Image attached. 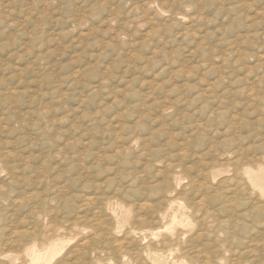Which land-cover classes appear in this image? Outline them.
I'll return each mask as SVG.
<instances>
[{"label": "rangeland", "instance_id": "rangeland-1", "mask_svg": "<svg viewBox=\"0 0 264 264\" xmlns=\"http://www.w3.org/2000/svg\"><path fill=\"white\" fill-rule=\"evenodd\" d=\"M233 159L264 175V0H0V264H25L31 241H14L37 227L39 249L61 243L52 264H118L167 236L127 234L138 198L168 197L234 198L193 218L199 244L224 239L223 221L244 241L213 262L263 264L264 190Z\"/></svg>", "mask_w": 264, "mask_h": 264}, {"label": "bare ground", "instance_id": "bare-ground-1", "mask_svg": "<svg viewBox=\"0 0 264 264\" xmlns=\"http://www.w3.org/2000/svg\"><path fill=\"white\" fill-rule=\"evenodd\" d=\"M115 142V141H114ZM122 145V144H121ZM119 147V146H118ZM116 148V147H115ZM141 148V147H140ZM128 149V148H127ZM246 149V148H245ZM209 150V149H208ZM208 150L205 152L206 154L207 153H209L208 152ZM131 151V150H130ZM236 151V150H235ZM61 152V151H60ZM232 151H230V153H231ZM248 152V151H247ZM127 153V152H126ZM226 153V152H225ZM229 153V154H230ZM60 154V153H59ZM58 154V155H59ZM114 154V153H113ZM206 154H204V155H206ZM222 155V154H221ZM239 155V154H238ZM11 156H13V155H11ZM37 156H39V155H37ZM36 156V157H37ZM101 156V155H100ZM202 156V155H201ZM223 156H225V155H223ZM239 156H241V155H239ZM238 156V157H239ZM59 157H60V159H63L64 157H65V155H59ZM128 157H130V156H128ZM3 158V157H2ZM97 159V158H96ZM106 159V158H105ZM260 160L262 159V158H259ZM107 160V159H106ZM136 160V159H135ZM225 160V159H224ZM230 160V159H229ZM128 161V160H127ZM218 161H220V160H218ZM232 161V160H231ZM239 161H241V160H239ZM251 161L252 160H246L243 164H238V159H236V160H234L233 159V164H227V165H230V166H232L233 165V171H234V173H235V176L237 175L236 173L237 172H241V169L242 168H244V171L242 172L244 175H246L247 177H248V179H249V181L251 182V184H252V187L254 188L253 190L255 191V189L256 188H258L259 190H261V191H263L264 190V175H263V173H256L255 172V166H252V164H251ZM44 162V161H43ZM228 162V161H227ZM256 162H257V160H256ZM219 163V162H218ZM223 163V161L221 162V164ZM258 163V162H257ZM260 163H263V162H260ZM59 164H61V166H60V168H59V170L55 167V169H51V167H49V166H47V167H45V168H43V173L45 174V178H46V173H48L49 174V172L51 171V174H52V171L53 172H56L57 173V175L58 176H60L61 178H63V176L64 175H62V174H64L63 173V170H61L62 169V163H59ZM210 164V163H209ZM221 164H219V166L221 165ZM264 164V163H263ZM4 165V164H3ZM150 165V164H149ZM208 165V164H207ZM211 165V164H210ZM212 166V169H215L216 167H217V165H211ZM226 166V165H225ZM255 167V168H254ZM27 168V167H26ZM31 168V167H30ZM90 168V167H89ZM42 168H40V170H41ZM84 169V171L85 172H87L88 170H87V168H83ZM170 169H172V168H170ZM207 170H210V168L209 169H207ZM260 170V169H259ZM28 170L26 169V172H27ZM58 171V172H57ZM204 171V170H203ZM71 174L74 172V170L73 169H71L70 171H69ZM207 172V171H206ZM209 172V171H208ZM208 172H207V176H208ZM35 173V172H34ZM121 173V172H120ZM27 174V173H26ZM206 174V173H205ZM42 175V174H41ZM171 175H173V174H171ZM203 175H204V173H203ZM52 176H54V175H52ZM209 176H210V174H209ZM234 176V175H233ZM41 177V176H40ZM42 177H43V175H42ZM42 177H41V179H42ZM49 177H51V176H49ZM232 177V176H231ZM45 178H43L44 180H45ZM53 178V177H52ZM38 179V178H37ZM55 179H57L58 180V177H55ZM54 179V183L53 184H55L56 183V180ZM85 179V178H84ZM138 179V178H137ZM228 180L230 179V178H227ZM234 179V178H233ZM236 180H237V178H235ZM234 179V180H235ZM39 180V179H38ZM37 180V181H38ZM43 180V181H44ZM48 180V179H47ZM226 179H224V181H225ZM232 180V179H231ZM230 180V181H231ZM245 180V179H244ZM13 181V180H12ZM37 181H35V183L37 182ZM43 181H41V183L39 182V185L40 184H42V182ZM65 181V180H64ZM211 181V180H210ZM227 181V180H226ZM229 181V182H230ZM46 182V181H45ZM68 182V181H67ZM223 182V181H222ZM228 182V181H227ZM237 182V181H236ZM244 182V181H243ZM246 182V181H245ZM204 183V182H203ZM202 183V184H203ZM209 183V182H208ZM247 183V182H246ZM249 183V182H248ZM247 183V184H248ZM44 184V183H43ZM57 184H58V181H57ZM57 184H55V185H57ZM234 184H236L237 185V183H234ZM241 184H242V182H241ZM244 184V183H243ZM247 184H244V186L246 185V189H247ZM46 185V184H45ZM48 185V184H47ZM223 185V184H222ZM221 185V186H222ZM51 186V185H50ZM49 186V187H50ZM2 187V186H1ZM32 187V186H31ZM48 187V188H49ZM232 187V186H231ZM234 187V186H233ZM55 188H57V187H55ZM174 188V187H173ZM203 188V187H202ZM224 188V187H223ZM236 188V187H235ZM242 188V187H241ZM249 188V187H248ZM7 189V188H6ZM45 189V188H44ZM52 189V188H51ZM60 189V190H59ZM59 189H58V193L57 194H61L62 193V195H64L65 194V188H63V187H59ZM175 189V188H174ZM232 189V188H231ZM234 189V188H233ZM249 189H251L252 190V188H249ZM47 190V189H46ZM48 190H50V188L48 189ZM53 190H55L54 188H53ZM153 190H155V189H153ZM159 190H161V189H156V193L159 191ZM167 190H168V188H167ZM206 190H208V189H206ZM205 190V191H206ZM221 190V189H220ZM223 190V189H222ZM224 190H226L225 188H224ZM242 190V189H241ZM248 190V189H247ZM44 191V190H43ZM164 191V190H163ZM169 191V190H168ZM173 191V190H172ZM176 191V190H175ZM246 191V190H245ZM249 191V190H248ZM253 191V192H254ZM49 192V191H48ZM160 192V191H159ZM170 192V191H169ZM203 192V191H202ZM46 193V192H45ZM50 193H52V191L50 190ZM161 194L159 195V196H161V197H163L164 195H163V193H162V190H161V192H160ZM231 193H233V192H231ZM255 193V192H254ZM49 194V193H48ZM59 194V195H60ZM169 194V193H168ZM205 194V193H204ZM210 194V193H209ZM244 195L246 194V193H243ZM166 195H167V193H166ZM202 195V194H201ZM235 195V194H234ZM247 195V194H246ZM251 195V194H250ZM48 196V195H47ZM50 196V195H49ZM52 196V195H51ZM50 196V197H51ZM56 197H57V195H56ZM59 197V196H58ZM167 197V196H166ZM228 197H229V195H228ZM233 197V196H232ZM234 197H236V196H234ZM47 198V197H46ZM55 198V197H54ZM59 198H61V196L59 197ZM195 198H199V197H195ZM194 198V199H195ZM205 198V197H204ZM246 198V197H245ZM254 199H255V197H253ZM258 198V197H257ZM5 199V198H4ZM9 199V198H8ZM41 199V198H40ZM63 199V198H62ZM61 199V200H62ZM139 200H138V209L139 210H142L143 211V213H144V211H145V215L144 216H136V214L133 216L132 215V221L134 222V220L136 221V224H133L131 227H130V233L128 232L127 234H133V235H138V236H145L144 238H147V236L149 235V236H152L154 239H158L163 233H166L167 234V236H165L162 240H160L159 242H158V244H159V247L157 246V248H152V247H150V246H148V247H146V248H148V249H146V250H144V252L142 253V254H139L138 252L136 253V254H134L133 252L132 253H130L129 251H126V252H123V253H118V251H117V253L115 252L116 251V249H115V261L113 260V262H115V263H118V264H120V263H122L123 261H125V260H129L131 263H137V264H183V263H187L186 261H188V259H187V257L188 256H190V257H193L194 259H196V260H193L194 262L195 261H197V260H199L202 264H215L213 261H220V260H223L224 258H225V253H227V252H233L234 251V253L236 252L235 250H236V248H234V247H238L237 245H239L238 243V240L240 239V238H238V240H236V239H234V237L232 236V233H230V231L228 230V228L227 229H223L222 227H221V223L223 222V221H220L221 223H219V225L217 224V222H216V220H214L215 222H216V224L218 225V227H216V228H218L219 230H218V232H220L221 230V233H224L225 234V238L224 239H222L221 241H218V244H216V245H211L210 246V242L208 243V244H206L205 242H203L204 244L202 245V244H199V240H201L200 238L201 237H203V238H206L207 236H210L208 233L206 234L205 232H203V231H205V227L204 228H196V229H194V227H195V224L194 223H198L199 224V222H201V221H199L200 220V218L198 219V218H196V219H198L197 221H195L196 219H193V218H195V217H197V215L198 214H200V213H202V217H205L207 214H208V212H209V214H210V211H212V210H210V208H205L204 209V211H203V209L201 210V206L199 205V203H193L192 201H191V199H190V202L188 203V204H183V203H180V202H178L177 201V199L175 200V199H173V198H138ZM187 199V198H186ZM194 199H192V200H194ZM202 199H203V197H202ZM207 199V198H206ZM214 199V198H213ZM233 199L234 198H225V200H223L222 201V203L221 204H219L218 206H219V208L218 209H216V211L214 210V211H212V213H214V215L216 214V213H221V212H223V214H226V213H228V214H231V213H229L230 212V210L232 209L233 210V208H231L232 206H230V204H235V202H233ZM244 199V198H243ZM259 199V198H258ZM257 199V200H258ZM43 200V198L41 199V201ZM44 200H46L45 198H44ZM48 200V199H47ZM58 200V199H57ZM60 200V201H61ZM181 200H183V199H181ZM197 200V199H196ZM204 200V199H203ZM202 200V201H203ZM219 200V199H218ZM245 200V199H244ZM4 201V200H3ZM184 201V200H183ZM187 201H189V199L187 200ZM208 201H209V199H208ZM210 201H212V199L210 200ZM214 201V200H213ZM212 201V202H213ZM239 201V200H238ZM241 201H242V199H241ZM16 202V201H15ZM18 202V201H17ZM196 202V201H195ZM200 202V201H199ZM219 202V201H218ZM243 202V201H242ZM254 202V201H253ZM43 203V202H42ZM41 203V204H42ZM88 203V202H87ZM201 203V202H200ZM206 203V202H205ZM240 202H238V205H240L239 204ZM247 203V202H246ZM249 203V202H248ZM247 203V204H248ZM257 203H258V201H257ZM256 203V204H257ZM50 205V204H49ZM212 205V204H211ZM245 205V204H244ZM249 205V204H248ZM247 205V206H248ZM32 206V205H31ZM209 206V205H208ZM206 204H205V207H208ZM217 206V205H216ZM241 206V205H240ZM212 207V206H211ZM244 207H246V206H244ZM249 207H250V205H249ZM264 207V206H263ZM231 208V209H230ZM237 208V207H236ZM243 209V207H240L239 209ZM136 208H134V210H135ZM238 209V210H239ZM241 209V210H242ZM250 209H252V208H250ZM256 209V208H255ZM31 210H32V208H31ZM33 210H34V207H33ZM37 210V209H36ZM35 210V211H36ZM39 210V209H38ZM235 210V209H234ZM234 210H233V212H234ZM260 210V209H259ZM261 210H262V208H261ZM42 211V210H41ZM46 211V210H45ZM141 211V212H142ZM208 211V212H207ZM249 211H251V210H249ZM6 212V211H5ZM33 212V211H32ZM39 212V211H38ZM139 212V211H138ZM264 212V211H263ZM35 213V212H34ZM136 213V212H135ZM244 213H245V211H244ZM249 213V212H248ZM251 213H253V211H251ZM33 214V213H32ZM40 214V213H39ZM206 214V215H205ZM238 215L240 214V213H237ZM243 214V213H242ZM48 215V214H47ZM213 215V214H212ZM211 215V216H212ZM227 215V214H226ZM232 215H236V214H232ZM263 216V215H262ZM201 217V218H202ZM216 217H218V215H216ZM221 217V216H220ZM230 217H231V215H230ZM233 217H235V216H233ZM0 218H2V217H0ZM112 218V217H111ZM212 218V217H211ZM238 218L239 219H241L239 216H238ZM260 218H262V217H260ZM115 219V218H114ZM214 219V218H213ZM213 219H212V221H213ZM218 219H219V217H218ZM217 219V220H218ZM225 219H227L228 220V218H225ZM235 219V218H234ZM239 219H237L238 221H239ZM243 219V218H242ZM219 220H222V219H219ZM131 221V222H132ZM204 221V220H203ZM225 221L226 220H224V224H225ZM237 221V223H236V221L234 222V223H236V224H239V222ZM205 222V221H204ZM215 222H212V223H215ZM228 221H226V223H227ZM241 222V221H240ZM228 223H230V222H228ZM243 222H241V224H242ZM205 224V223H204ZM208 224V223H207ZM207 224L205 225L206 226V228H207ZM215 224V225H216ZM223 224V223H222ZM51 225V224H50ZM214 225V224H213ZM229 225V224H228ZM233 225V224H232ZM46 226V225H45ZM199 226V225H198ZM197 226V227H198ZM200 226L201 227H203L204 225H203V222H201L200 223ZM229 226H231V225H229ZM235 226H237V225H235ZM4 227V226H3ZM239 227H240V225H239ZM58 228V227H57ZM60 228V227H59ZM59 228L56 230V231H58L59 230ZM83 228H85V227H83ZM103 228V227H102ZM233 228H235L234 226H233ZM248 228V227H247ZM40 229V228H39ZM56 228H54V230H55ZM105 228H103V230H104ZM129 229V228H128ZM127 229V230H128ZM37 230H38V227H37ZM36 230V231H37ZM53 230V231H54ZM193 230V231H192ZM224 230V231H223ZM231 230V229H230ZM234 230V229H233ZM247 230V229H246ZM36 231H34V232H21V236H20V239H18V240H13L14 241V243L16 244V246H18L19 248H23V246H22V243L24 242V241H28V240H30L31 241V243L28 245V244H25V243H27V242H24V245H27V247L24 249V254L23 255H21V257H23L24 258V261H25V264H52L53 263V261H54V259L56 258V256L57 255H59L60 254V252L62 251V246L60 245L61 243L60 242H58V240H54L53 242H51L49 245H47V246H45V247H43L42 249H39V247L36 245V243H35V239L36 238H39V235H41V234H37V232ZM56 231H54V232H56ZM192 231V232H191ZM232 231V230H231ZM236 231H237V229H236ZM1 232H2V230H1ZM38 232H42V231H39L38 230ZM71 232V231H70ZM99 231H97V233H98ZM234 232H235V230H234ZM73 233V232H72ZM100 233V232H99ZM104 233H105V231H104ZM109 233V232H108ZM112 233V232H111ZM210 233H213V232H210ZM236 233V232H235ZM246 233V232H245ZM2 234H4V233H2ZM55 234V233H54ZM106 234H107V232H106ZM126 234V233H125ZM213 234H215V233H213ZM1 235V234H0ZM18 235V234H17ZM101 235V234H100ZM109 235V234H108ZM147 235V236H146ZM212 235V234H211ZM218 235V234H217ZM245 235V234H244ZM14 236V235H13ZM102 236V235H101ZM127 236L128 235H126V239H127ZM216 236V235H215ZM251 236V235H250ZM57 237V236H56ZM73 237V236H72ZM131 237V236H130ZM130 237H128V238H130ZM213 237V236H212ZM217 237V236H216ZM219 237V236H218ZM237 237V236H236ZM235 237V238H236ZM239 237V236H238ZM261 237V236H260ZM15 237H13V239H14ZM19 238V237H18ZM76 238V237H75ZM202 238V239H203ZM246 238H247V236H246ZM245 238V239H246ZM10 239V238H9ZM16 239V238H15ZM82 239V238H81ZM137 239V238H136ZM208 239V238H207ZM220 239V238H219ZM232 240V243L230 242V241H228V242H230V243H228L227 242V240ZM256 239V238H255ZM262 239H263V237H262ZM261 239V240H262ZM8 240V239H7ZM50 240V239H49ZM65 240V239H64ZM134 240H135V238H134ZM217 240H218V238H217ZM243 240V239H242ZM39 241V240H38ZM43 241V240H42ZM69 241V240H68ZM131 241V240H130ZM138 241V240H137ZM152 241V240H151ZM204 241V240H203ZM211 241H212V239H211ZM244 241V240H243ZM242 241V242H243ZM253 241V240H252ZM256 241V240H255ZM263 241H264V239H263ZM215 242H216V240H215ZM226 242L228 243V245H223L224 243L226 244ZM241 242V239H240V243H242ZM7 243V242H6ZM11 243V242H10ZM39 243V242H38ZM44 243V242H43ZM121 243H122V241H121ZM121 243H119V245L121 244ZM149 243V242H148ZM147 243V244H148ZM214 243V242H213ZM212 243V244H213ZM222 243V244H221ZM8 244H9V242H8ZM7 244V245H8ZM41 244H42V242H41ZM132 244V243H131ZM150 244H151V242H150ZM158 244H156V245H158ZM246 244V243H245ZM245 244H242L243 246L245 245ZM251 243H249V245H250ZM263 245H264V243H262ZM10 245V244H9ZM39 245H40V243H39ZM117 245H118V243H117ZM130 245V244H129ZM201 245V246H200ZM254 245V244H253ZM12 246V245H11ZM16 246H14V247H16ZM122 246V245H121ZM125 246L126 245H124V247H122V248H125ZM147 246V245H146ZM208 246V247H207ZM216 246V247H215ZM258 246H260V244L258 245ZM112 247H114V246H112ZM127 247V246H126ZM132 246H130V249H132L131 248ZM156 247V246H155ZM185 247H188V248H185ZM214 247V248H213ZM252 247V246H251ZM257 247V246H256ZM121 248V249H122ZM143 248H145V247H143ZM243 248V247H242ZM241 248V246H240V249H242ZM258 248H260V247H258ZM118 249V248H117ZM239 249V248H238ZM244 249V251L242 252V253H248V255L250 256L251 254H249L250 253V248H249V246L248 247H246V248H243ZM261 249V248H260ZM259 249V250H260ZM19 250V249H18ZM209 250H211V251H209ZM262 250V249H261ZM131 251V250H130ZM238 251V250H237ZM255 251V250H254ZM239 252V251H238ZM256 252H257V250L255 251V254H256ZM260 252H262V251H260ZM254 253V252H253ZM93 254V253H92ZM255 254H254V256H255ZM258 254H259V252H258ZM112 255V254H111ZM227 255H228V253H227ZM242 255V254H241ZM240 255V256H241ZM253 255V254H252ZM92 256V255H91ZM253 256V257H254ZM230 257H233V256H230ZM230 257H228V258H230ZM243 257V256H242ZM264 257V256H263ZM22 258V259H23ZM59 258V257H58ZM240 258V257H239ZM251 258V257H250ZM257 258V257H256ZM260 258V257H259ZM113 259V258H112ZM111 259V260H112ZM187 259V260H186ZM216 259V260H215ZM227 259V258H226ZM241 259V258H240ZM244 260H245V258H243ZM242 259V260H243ZM190 260H191V258H190ZM229 260V259H228ZM257 260H258V258H257ZM261 260V259H260ZM108 261V260H107ZM192 261V260H191ZM230 261V260H229ZM232 261V260H231ZM235 261V260H234ZM251 262H253V263H256V262H254V260H253V258H252V260H250ZM58 262V261H57ZM244 262V261H243ZM245 262H246V260H245ZM250 262V264H253V263H251ZM264 262V261H263ZM62 263H64V262H62ZM190 263V262H189ZM230 263V262H229ZM234 263V262H233ZM246 263H248V261L246 262ZM246 263H244V264H246ZM258 263H259V260H258ZM55 264H56V262H55ZM60 264V263H59ZM88 264V263H87ZM232 264V263H231ZM235 264H238L237 262L235 263ZM264 264V263H263Z\"/></svg>", "mask_w": 264, "mask_h": 264}]
</instances>
